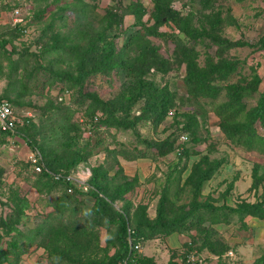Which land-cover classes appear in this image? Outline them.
I'll return each instance as SVG.
<instances>
[{
    "label": "rangeland",
    "instance_id": "374dc122",
    "mask_svg": "<svg viewBox=\"0 0 264 264\" xmlns=\"http://www.w3.org/2000/svg\"><path fill=\"white\" fill-rule=\"evenodd\" d=\"M156 1L160 9L154 14ZM22 26L30 29L29 34L19 30ZM106 32L108 40L110 36L114 39L108 57L99 38ZM132 32L138 38L122 46ZM0 40L6 45L0 47V96L17 107L19 128L25 124L30 138L47 146L51 153L47 162L54 156L57 165L70 166L67 164L70 152L81 148L90 155L79 164H88L92 172L99 166V177L105 175L112 189L130 181L131 188L114 202L117 209L126 208L129 220L134 219L138 210H144L152 219L160 208L167 219L188 212L195 194L186 177L204 154L221 160L222 174L218 172L204 183L199 198L208 197L221 204L264 197V135L252 145L234 144L222 127L223 115L228 111L219 106L221 92L214 101L210 97L198 98L189 92L186 80L191 55L196 67L207 69L209 61L219 66L228 63L230 68L234 67L228 79L240 80L247 86L245 108L264 100V0H0ZM181 43L192 47L194 52L187 48L183 51ZM81 65L85 67L84 76L72 85L73 79L63 73L75 76ZM128 66L135 69L134 75ZM138 78L151 80L160 89L174 92V96L165 119L155 123L150 115H143L131 127L124 120L141 115L147 100L143 96L133 99L139 89ZM214 82L225 81L218 76ZM68 87L67 99L60 102L59 94ZM106 104L113 109L107 113L112 123L94 125L105 116ZM70 107L74 109L72 120L79 123V133L76 140L68 139L65 143L60 140L65 136L57 134L62 122L69 129V137L70 130L72 136L76 134L67 117ZM186 123L195 132L185 142L180 140L181 146L189 148L188 157L180 160L175 150L158 155L155 147L148 145L149 141L165 139L171 132L181 134ZM258 129L264 134L259 123ZM141 151L144 154H139ZM31 152L24 135L0 133V222L18 212L26 213L28 223L27 227L23 223L22 229L32 236L27 241L21 240L27 249L20 262L12 264L68 262L47 255L40 244L43 233L33 237L36 226L50 222L97 230L100 248L94 247L85 254L97 258L111 256L116 248L107 244L108 227L90 212L94 211L95 198L90 194L78 197L77 211L68 205L66 213H58L53 206L64 190L60 185L47 184L46 177L34 171ZM255 167L261 179L254 188L251 185ZM223 175L234 178L233 192L229 194L225 193L226 180L217 182ZM190 219L187 217L186 222ZM23 220L27 219L23 216ZM238 220L237 213H230V222H222L233 227L234 237L244 236V230L248 229ZM222 223L214 224L207 218L194 228L156 232L141 241L143 248L138 253L156 258V263L168 264L186 254L184 242L192 237L199 243L220 238L219 230L218 237L215 236V228L225 225ZM0 234V248H8V235L4 231ZM80 241L82 244L83 239ZM256 241L259 248L233 250L229 262L237 263L244 257L255 260V253L264 252V238ZM15 255L9 252L10 260Z\"/></svg>",
    "mask_w": 264,
    "mask_h": 264
},
{
    "label": "trees",
    "instance_id": "16d2710c",
    "mask_svg": "<svg viewBox=\"0 0 264 264\" xmlns=\"http://www.w3.org/2000/svg\"><path fill=\"white\" fill-rule=\"evenodd\" d=\"M154 8V14H156V9H160L157 1ZM142 15L143 14L139 15L138 19L141 18ZM19 30L22 32L21 28ZM156 32L163 34V32H159L157 30ZM106 36H109L107 32L105 34H100L99 38L102 41L103 47L107 49L106 56L108 57L114 48L113 46H111V40L114 39L113 36H110L109 41ZM137 38L138 34L136 32L130 33L122 46L125 47L133 43V41ZM180 46L183 51L184 48H187L189 51L194 52V49L187 46V44L181 43ZM0 47H6L4 40H0ZM191 57L192 55L188 57L189 65L186 76V80L190 85L189 92H194V94L198 98L210 97L212 101H214L221 92L220 94L223 98L219 103V106L222 108V110L223 108H225L227 109L226 111H228L226 115H223L222 127L224 128V131L226 132L228 137L234 142V144L252 145L254 141L261 140L264 134L259 132L258 123L264 130V100L262 99L258 104L250 106L246 109L244 93L247 86L244 85L240 80L230 81V79H228V75L231 73L234 67L230 68L228 66V63L226 66H219L216 63L213 64L212 61H209L206 65L208 66L207 69L198 66L196 67V62L192 60ZM127 68L130 73H135V69L130 68V66H128ZM84 71L85 67L81 65V68L77 75L74 76L73 73L70 75H67V73H63V76L73 79L71 80V83L72 85H74L75 81L78 82L82 80ZM218 76L225 82L222 84L215 83V78ZM138 81L139 89H137L133 99L143 96L146 97L147 100L142 108L141 115L136 114L134 118L124 120V123L128 126L135 127L137 122L146 115H150L155 123H158L159 121L165 119L168 114L167 112L172 106L174 92L160 89L158 86L154 85V82L151 80L147 81L144 78H138ZM67 89H69V87ZM263 97L264 93L262 94V98ZM58 100L60 102L65 101V99ZM105 109H108L105 113H103L105 114V116L102 115L101 118L96 122H93V118H91V124L94 123V125H97V123L99 122L100 125H109L110 123H112V120L109 119V115L107 113L113 111V109L107 104L105 106ZM243 110L244 112H242ZM73 113L74 109L70 107V111H68L69 116L67 117H70V129L72 128V126L75 127L76 131L74 133L76 134H73L72 136L70 130L69 137V129L65 128V124L64 122H62L60 125L61 131L57 132V134L61 133V135L65 136L60 139L61 142L67 143L68 139L71 140L74 138L76 140V138L78 137L79 123H75L72 120ZM86 115L88 116L89 114ZM24 126L25 124H22V127L20 126V128L18 126L17 132H19L20 136L24 135L26 137V141L31 148L37 147L40 149L46 166L52 170H64L66 172L72 171L73 169L77 168L80 161L86 160L90 155V152L84 151L81 148H77L75 150L71 149L72 151L70 152V159L67 161V164H70V166L62 167L60 165H57L54 156L53 159H49L47 162L46 158L48 157V155H51L49 149L47 150V146L45 144H38L32 138H30L31 134L25 131ZM183 127L184 132H182L181 134L185 133L188 139L189 134L190 137L192 136V134H195L194 130H190L188 123H186ZM0 133L4 135L8 134V132L3 131H0ZM181 134L171 132V134L165 139L158 141L155 140L153 142L149 141L148 145L151 148L155 147L158 155H162L171 150H175L177 154H179L181 160L183 157H188L190 154L189 148L187 146H183L184 144L182 146L180 145ZM140 153L142 154L143 152L141 151L139 152V154ZM221 163V160H218L217 158L212 159L208 154L202 155L199 160L194 162L188 176L186 177L188 183L194 186L193 192L195 195L191 202V208L183 215L174 216L172 219H167L165 213L160 208L158 210L156 218L154 219L147 216V214L144 213V210H138L134 214V219L129 220L125 214L124 209L126 208H123V210L117 209L114 206V202L118 198H123L124 192L131 188L129 186L130 181H126L120 187L112 189L109 186L110 183L108 182L105 175L102 176L103 178L99 177L101 175L98 170L99 166L94 167L92 175L89 178V182L93 186L92 188L83 190L78 187H74V190L71 192L67 189L68 182L64 180L54 179L47 170L36 171L34 169L36 173H38L39 175H44L46 177V179L48 180L46 181L47 184H57L63 188L64 193L60 197V203L58 202L55 206H53L54 209L60 214L66 213L68 205H70L74 209L76 208L77 211L79 207L76 206V199L88 194L92 195L95 198L93 209L94 211L90 212H94L95 218L99 221V223L107 225L109 230L107 244L114 245L116 250L111 256L105 255V257L102 258L87 256L85 252H87L88 250H92V248L94 247L100 248L99 232L97 230L87 231L83 228L67 225L62 222H59L56 225H53V222H50L48 224L43 223L40 227L36 226V230L32 228L31 231L34 230L32 232L33 237L36 234L38 235L39 233H43L40 244H42L46 248L47 255L51 256L53 260L66 259L68 262L64 264H118L119 261L125 258H127V264H157L154 258L147 255H142L138 253V251L131 249L129 242L130 236L132 237L133 241L141 242L147 237H152V235H154L156 232L165 231L166 233H171L182 228L189 229L200 226L204 219L207 218H209L214 224L222 223L225 221L226 223H229L230 213H237V215L239 216L238 222H240V225L244 227L248 225L246 220V217L248 215L257 217L259 219H264V197L262 196L257 197L255 200L242 199L237 201L236 203H228L227 201H224L221 204L214 203V201L211 200V198L209 199L208 197L205 200L199 198L203 193L202 191L204 183L212 179L216 175V173L220 171L222 167ZM260 179L261 178L258 174V169L257 167H255L251 186L254 188L258 187V185L260 184ZM233 180L234 178L226 181L227 185L225 188V193L229 194L232 192ZM70 185L72 184L70 183ZM23 216L27 220H23ZM187 217H191L189 223L186 222ZM23 223L27 227L28 217L26 213L20 214V212H18L16 216L2 219V222H0V232L4 231V235H8V248H0V263L8 262L12 264L13 262H20L21 255L27 249L23 241H27V237H29L30 239L32 238L31 235L25 234L26 232H24V230L22 229ZM112 225L115 226V229L111 228ZM129 228L133 230L131 233H129ZM215 230L216 236V234H218L217 227L215 228ZM83 234L86 235L83 236V238H80V240L83 239V241L82 244H79L81 241L77 240V238ZM0 236L2 235L0 234ZM22 239L24 240L21 241ZM196 239L197 238L192 237L184 243V245L187 247V251L192 248H198V250H202L208 246L210 250L218 253L221 257L231 248V245L223 241L221 238H213V241H201V243L197 242ZM31 243L32 242H29V245ZM37 246H39V244ZM82 250H84V252H82ZM9 252H13L16 254L13 261L9 258ZM168 264L178 263L173 258ZM219 264L229 263L220 260ZM234 264H264V252L260 257L258 256L252 263L237 262Z\"/></svg>",
    "mask_w": 264,
    "mask_h": 264
},
{
    "label": "built area",
    "instance_id": "2783aa9c",
    "mask_svg": "<svg viewBox=\"0 0 264 264\" xmlns=\"http://www.w3.org/2000/svg\"><path fill=\"white\" fill-rule=\"evenodd\" d=\"M21 30L25 34H29L30 29L26 26H22ZM69 89H64L58 96L60 100L67 99ZM27 114L32 115L30 110L26 111ZM20 115L17 107L13 104V102L3 96H0V131L8 132L11 134H15L18 130V124L20 122ZM187 139V135L185 133L180 135V140L184 141ZM32 152L29 155L30 162L34 166L36 171L47 170L54 179L56 180H64L68 182V191H73L74 187H78L83 190H88L93 186L89 182V178L92 175V168L88 164H79L77 168L72 171L66 172L64 170L55 171L48 168L45 164V160L39 148L34 147L31 148ZM70 183L72 185H70ZM133 230L129 228V232L131 233ZM130 247L135 251H142V243L140 241H133L130 236ZM226 254L231 258L234 256L233 249H229ZM178 264H206V256L198 250V248H192L186 252L184 256L178 257L176 259ZM118 264H127V258L119 261Z\"/></svg>",
    "mask_w": 264,
    "mask_h": 264
},
{
    "label": "crops",
    "instance_id": "0c3cea01",
    "mask_svg": "<svg viewBox=\"0 0 264 264\" xmlns=\"http://www.w3.org/2000/svg\"><path fill=\"white\" fill-rule=\"evenodd\" d=\"M219 173L222 174L221 172H219ZM216 175H218V172L216 173ZM228 176L229 175H223L222 178L220 180L218 179L217 182H221V181H224V180H226V181L227 180H231L232 178H229ZM225 183H223V184H225ZM223 184H222V186H223ZM232 192H233V190H232ZM246 220H247V224H248L247 225L248 229L244 230V236L234 237L233 236L234 229H233L232 226H227L226 224L225 225L222 224L223 226H221V225L217 226V230H219V232H220L219 233L220 234V238L223 241H225L227 243L228 242L230 243V245H231L230 249H233V250L238 249L239 250L241 248V249H243L245 251L247 249V247H251V248L253 247L254 249L259 248L258 242L256 240L260 239L261 237L264 238V230L262 228V227H264V219H259L257 217H253L251 215H248L246 217ZM185 240H187V239H185ZM181 243H183V242H181ZM179 244H177V246ZM200 251L206 257L209 258V259L208 258L206 259V264H219L220 260H223V261H225L226 263H229V264H234L235 263V262H229V256L226 254V252L220 257V255L218 253L213 252L208 247H206L205 249H202ZM261 254L262 253H260V251L258 253H255V258L254 259H256ZM154 259L157 260L156 258H154ZM175 260H176V258H175ZM254 261L255 260H253L252 258L251 259H247V258L244 257V260L241 259V261H238V262L252 263ZM157 264H160V262H158Z\"/></svg>",
    "mask_w": 264,
    "mask_h": 264
}]
</instances>
